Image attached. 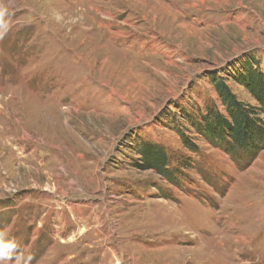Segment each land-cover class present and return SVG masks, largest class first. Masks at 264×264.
I'll return each instance as SVG.
<instances>
[{"label": "rangeland", "instance_id": "374dc122", "mask_svg": "<svg viewBox=\"0 0 264 264\" xmlns=\"http://www.w3.org/2000/svg\"><path fill=\"white\" fill-rule=\"evenodd\" d=\"M248 63L264 0H0L4 264H264V149L236 161L195 124L213 77L257 103Z\"/></svg>", "mask_w": 264, "mask_h": 264}, {"label": "trees", "instance_id": "16d2710c", "mask_svg": "<svg viewBox=\"0 0 264 264\" xmlns=\"http://www.w3.org/2000/svg\"><path fill=\"white\" fill-rule=\"evenodd\" d=\"M235 80L256 98L257 103H245L233 93L223 77H213L210 82L217 99L205 105V110L197 115L195 124L206 140L223 148L236 161H242L244 158H255L264 149V73L248 63L245 72L235 76ZM183 138L185 146L190 151H196L189 137L183 134ZM140 155L142 167L153 169L170 181L174 180L170 165L176 158L166 153L163 147L144 143L140 147ZM182 163L185 165V162Z\"/></svg>", "mask_w": 264, "mask_h": 264}, {"label": "clouds", "instance_id": "9594fccd", "mask_svg": "<svg viewBox=\"0 0 264 264\" xmlns=\"http://www.w3.org/2000/svg\"><path fill=\"white\" fill-rule=\"evenodd\" d=\"M16 248V242L8 238L7 232H0V264H4L6 260H10L11 254Z\"/></svg>", "mask_w": 264, "mask_h": 264}, {"label": "bare ground", "instance_id": "6f19581e", "mask_svg": "<svg viewBox=\"0 0 264 264\" xmlns=\"http://www.w3.org/2000/svg\"><path fill=\"white\" fill-rule=\"evenodd\" d=\"M202 241V240H201ZM174 256V255H173ZM203 256V255H202ZM179 257V256H178ZM211 257V256H210ZM198 260V259H197ZM194 261V260H193Z\"/></svg>", "mask_w": 264, "mask_h": 264}]
</instances>
